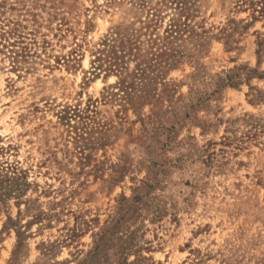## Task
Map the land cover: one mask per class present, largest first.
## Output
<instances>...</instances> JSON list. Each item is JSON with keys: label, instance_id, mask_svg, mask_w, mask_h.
I'll list each match as a JSON object with an SVG mask.
<instances>
[{"label": "rangeland", "instance_id": "obj_1", "mask_svg": "<svg viewBox=\"0 0 264 264\" xmlns=\"http://www.w3.org/2000/svg\"><path fill=\"white\" fill-rule=\"evenodd\" d=\"M250 1L0 0V264H264Z\"/></svg>", "mask_w": 264, "mask_h": 264}, {"label": "trees", "instance_id": "obj_2", "mask_svg": "<svg viewBox=\"0 0 264 264\" xmlns=\"http://www.w3.org/2000/svg\"><path fill=\"white\" fill-rule=\"evenodd\" d=\"M249 4H250V6H251V10H252V15L254 16V14H255V12H257V13H259V14H262L263 12H264V6H262L260 9H257L256 8V2L254 3L252 0L249 2ZM5 33H8V35H12L13 37H14V42H13V44L12 45H16V46H18L19 44L21 45V43H22V36L20 35V34H17L16 32H14V31H10V32H4V33H2V32H0V39L2 38H4V39H6L7 38V36H5ZM5 36V37H4ZM19 45V48H18V50H11V52L13 53V61L15 62L14 63V65L16 66V63L19 61L17 58L18 57H25V56H27L28 55V52H27V48L25 47V46H20Z\"/></svg>", "mask_w": 264, "mask_h": 264}]
</instances>
